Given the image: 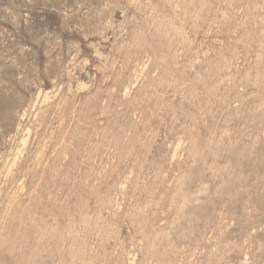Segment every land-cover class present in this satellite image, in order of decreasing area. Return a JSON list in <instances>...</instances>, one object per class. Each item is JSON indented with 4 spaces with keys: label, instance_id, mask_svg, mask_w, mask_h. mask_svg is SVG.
I'll return each mask as SVG.
<instances>
[{
    "label": "rangeland",
    "instance_id": "1",
    "mask_svg": "<svg viewBox=\"0 0 264 264\" xmlns=\"http://www.w3.org/2000/svg\"><path fill=\"white\" fill-rule=\"evenodd\" d=\"M0 264H264V0H0Z\"/></svg>",
    "mask_w": 264,
    "mask_h": 264
}]
</instances>
